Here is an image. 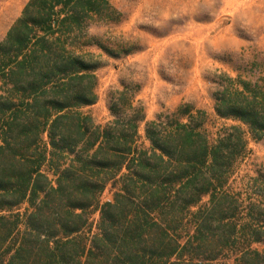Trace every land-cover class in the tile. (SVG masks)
<instances>
[{"label":"trees","instance_id":"obj_1","mask_svg":"<svg viewBox=\"0 0 264 264\" xmlns=\"http://www.w3.org/2000/svg\"><path fill=\"white\" fill-rule=\"evenodd\" d=\"M121 17L109 0H29L0 45V264H264V213L238 228L224 194L248 147L240 126L212 143L206 113L181 105L147 124L143 148L130 85L106 125L83 112L98 101L91 49L113 54L90 30ZM223 77L216 115L264 141V82Z\"/></svg>","mask_w":264,"mask_h":264},{"label":"rangeland","instance_id":"obj_2","mask_svg":"<svg viewBox=\"0 0 264 264\" xmlns=\"http://www.w3.org/2000/svg\"><path fill=\"white\" fill-rule=\"evenodd\" d=\"M109 1L122 17L116 24L94 25L90 30L113 54L91 49L102 63L95 72L98 101L83 112L106 125L113 120L108 108L112 92L130 85L138 88L134 104L145 114L139 124L138 143L143 148L150 145L147 124L172 115L181 105L206 113L204 130L212 143L230 127L240 126L248 147L224 194L237 207L238 228L249 223L252 207L264 213V141L253 140L240 123L219 118L213 99L223 75L264 82V0ZM28 2L0 0V45ZM1 84L0 96L4 94ZM112 198L108 188L102 202ZM208 204L207 197L193 211L205 210ZM98 218L99 213L90 214L93 228L88 237L97 232ZM252 249L264 256V240ZM218 257L217 264L235 263L236 256L226 252Z\"/></svg>","mask_w":264,"mask_h":264}]
</instances>
